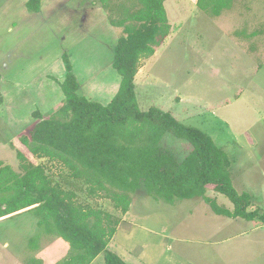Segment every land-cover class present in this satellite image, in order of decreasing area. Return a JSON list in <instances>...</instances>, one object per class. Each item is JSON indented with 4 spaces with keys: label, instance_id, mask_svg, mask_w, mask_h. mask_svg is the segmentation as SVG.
<instances>
[{
    "label": "rangeland",
    "instance_id": "1",
    "mask_svg": "<svg viewBox=\"0 0 264 264\" xmlns=\"http://www.w3.org/2000/svg\"><path fill=\"white\" fill-rule=\"evenodd\" d=\"M90 2L101 9L96 8L92 21L82 24L69 20L60 5L74 8L84 6L85 0H42L41 14L29 12L25 0H0V76L29 79L28 88L16 89L8 80L0 83L3 167L20 173L16 157L20 151L31 163L42 165L53 183L67 178L63 167L31 158L19 142L37 122L31 111L48 117L60 107L63 94L58 82L65 75L64 53L80 95L107 105L116 94L120 78L112 61L121 29L109 23L98 0ZM112 4L132 10L135 3L111 0ZM163 5L169 32L154 55L140 61L135 77L139 108H158L210 136L231 161L235 190L250 195L249 211L264 217V0H233L219 16L200 11L197 0H164ZM110 15L117 19L121 12L110 11ZM36 96L42 98L38 101ZM161 146L178 160L191 150L185 141L170 135ZM78 196L96 208L86 220L88 226L105 236L107 250L123 255L126 264H264V222L257 218L248 222L218 216L202 198L168 205L141 192L130 196L129 211L122 216L108 200ZM206 197L233 210L230 201L211 188ZM26 210L25 216L11 223L37 220ZM75 252L54 234L43 238L39 248L24 249L21 260L80 264L72 258ZM3 254L7 251L0 247V264L15 263ZM104 256L90 264H104Z\"/></svg>",
    "mask_w": 264,
    "mask_h": 264
},
{
    "label": "trees",
    "instance_id": "2",
    "mask_svg": "<svg viewBox=\"0 0 264 264\" xmlns=\"http://www.w3.org/2000/svg\"><path fill=\"white\" fill-rule=\"evenodd\" d=\"M133 9L115 8L111 0H98L109 23L121 29L114 47L112 68L120 78L119 87L107 105L80 95L67 54L60 107L50 116L32 113L37 122L20 144L30 157L59 164L66 171L62 183H53L42 165L30 162L17 151L20 173L0 163V218L30 209L37 218V233L29 239L28 250L39 248L45 237L61 236L76 251L75 263L90 264L105 253V264H126L107 250L105 236L88 226L96 211L82 202L104 199L122 216L131 205L130 196L141 192L168 205L202 198L213 213L229 219L251 222L263 216L249 211L251 197L239 194L230 176L231 161L210 136L178 122L169 113L152 107L141 111L137 102L135 77L140 61L150 58L168 35L164 0H132ZM233 0H197L200 11L219 16ZM42 0H27L25 7L39 13ZM121 12L114 19L110 11ZM166 135L185 141L191 150L182 160L161 146ZM13 147V146H11ZM225 197L230 211L206 197L207 189ZM89 260V261H87Z\"/></svg>",
    "mask_w": 264,
    "mask_h": 264
},
{
    "label": "crops",
    "instance_id": "3",
    "mask_svg": "<svg viewBox=\"0 0 264 264\" xmlns=\"http://www.w3.org/2000/svg\"><path fill=\"white\" fill-rule=\"evenodd\" d=\"M27 0H25L26 4ZM86 3H84V6H74V8L64 7V5H60V10H64L66 8L65 14L68 15L69 20H80L81 23L85 24L88 21H92V15L94 11L98 9H101L97 6H92V3H87V0H85ZM43 8H41L40 12L37 14L42 13ZM59 10V9H58ZM59 10V11H60ZM103 11V10H101ZM99 11L97 12V14ZM36 14V15H37ZM35 15V14H34ZM78 21V22H80ZM84 26V25H83ZM49 72V71H46ZM44 75V74H43ZM48 75V74H46ZM5 80H8L9 84L13 87H21V88H28V80L26 81H19L16 77H8L5 79V77L1 78L0 76V83L4 82ZM56 95V94H55ZM54 95V96H55ZM3 98L5 101V95L3 94ZM37 100L39 101L42 97L36 96ZM53 99V98H52ZM50 102L47 100L46 104H49ZM35 111H31L30 115L32 117V113ZM40 112V111H38ZM42 114V112H40ZM33 118V117H32ZM35 121V120H34ZM32 127L34 126V122L31 123ZM27 211V210H26ZM23 211L15 213L13 215L5 216L3 218H0V247L5 249L7 251V254H3L7 256L8 261H12L14 264H24L21 260L22 257V251L27 248L29 239L37 232V220L32 218V220L29 218L27 220L30 221V223L24 221L25 223L20 224H12L11 222L15 220V218H19L21 216H25ZM30 225V226H29ZM15 226L18 227V230H15ZM30 227L31 231L29 232ZM119 255V254H118ZM101 256V255H100ZM99 257V256H98ZM121 259L126 261L127 259L121 255ZM97 259V258H96ZM104 260V257H103ZM128 261V260H127ZM105 264V262H104Z\"/></svg>",
    "mask_w": 264,
    "mask_h": 264
}]
</instances>
